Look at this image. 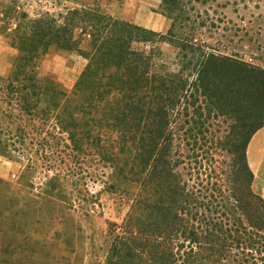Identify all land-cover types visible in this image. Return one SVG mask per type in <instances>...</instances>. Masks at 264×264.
Wrapping results in <instances>:
<instances>
[{
	"label": "trees",
	"instance_id": "1",
	"mask_svg": "<svg viewBox=\"0 0 264 264\" xmlns=\"http://www.w3.org/2000/svg\"><path fill=\"white\" fill-rule=\"evenodd\" d=\"M56 1L63 9L55 14L0 0V33L17 50L0 76V154L26 159L29 170L39 151L47 161L66 153L61 144L73 155L97 146L105 156L108 135L110 187L131 203L104 264H264V198L247 160L264 108L246 86L264 95V68L202 43L199 27L185 24V0L161 1L171 20L165 33L105 13L99 0ZM50 49L86 58L71 91L41 73ZM213 111L238 120L255 111L230 146L239 155L232 187L217 195L200 172L193 181L199 155L184 154Z\"/></svg>",
	"mask_w": 264,
	"mask_h": 264
},
{
	"label": "rangeland",
	"instance_id": "2",
	"mask_svg": "<svg viewBox=\"0 0 264 264\" xmlns=\"http://www.w3.org/2000/svg\"><path fill=\"white\" fill-rule=\"evenodd\" d=\"M19 1L31 13L56 14L63 9V3L56 0ZM187 1L191 22L185 24L199 27L202 43L264 68V0ZM99 4L101 11L133 22L123 18L125 0H99ZM138 4L140 16L146 17L150 7L145 0ZM157 10L163 14L161 3ZM166 20L168 28L162 33L171 25L168 17ZM164 49L168 51L167 45ZM16 55V48L0 33L1 77L7 76ZM86 63L77 52L50 49L39 67L42 74L51 75L71 91ZM253 84L246 85L248 92L256 94L253 103L264 108V95ZM254 114L242 113L239 120L217 111L208 118L203 115L206 132L196 145L184 146V154H190L193 161V156L199 155L193 181L197 182L195 176L200 172L206 179L204 185L216 195L220 188L232 187L239 155L230 146L238 134H245V123L252 121ZM101 145L109 148L105 156L97 146L73 155L61 144L59 148L66 153L54 154L50 161L39 151V158L33 156L37 163L29 170L26 159L0 154V180L7 183L0 185V264H104L113 232L124 221L131 200L110 187L114 181L108 135ZM52 177L54 187L49 188ZM252 188L261 195L255 177Z\"/></svg>",
	"mask_w": 264,
	"mask_h": 264
},
{
	"label": "crops",
	"instance_id": "3",
	"mask_svg": "<svg viewBox=\"0 0 264 264\" xmlns=\"http://www.w3.org/2000/svg\"><path fill=\"white\" fill-rule=\"evenodd\" d=\"M150 7L146 17L140 16L139 0H125L123 18L155 31H164L168 28L166 17L157 10L162 0H145ZM134 6V7H133ZM130 10V11H129ZM247 160L254 173L260 193L264 198V126L259 128L251 137L247 146Z\"/></svg>",
	"mask_w": 264,
	"mask_h": 264
}]
</instances>
